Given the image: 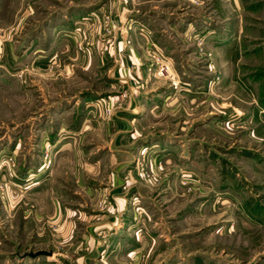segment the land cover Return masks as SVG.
I'll list each match as a JSON object with an SVG mask.
<instances>
[{"label": "rangeland", "instance_id": "374dc122", "mask_svg": "<svg viewBox=\"0 0 264 264\" xmlns=\"http://www.w3.org/2000/svg\"><path fill=\"white\" fill-rule=\"evenodd\" d=\"M0 264H264V0H0Z\"/></svg>", "mask_w": 264, "mask_h": 264}, {"label": "water", "instance_id": "95a60500", "mask_svg": "<svg viewBox=\"0 0 264 264\" xmlns=\"http://www.w3.org/2000/svg\"><path fill=\"white\" fill-rule=\"evenodd\" d=\"M51 254V251H46V250H37V251H34V252H28L27 255L30 256V257H35V256H38V255H50Z\"/></svg>", "mask_w": 264, "mask_h": 264}, {"label": "crops", "instance_id": "0c3cea01", "mask_svg": "<svg viewBox=\"0 0 264 264\" xmlns=\"http://www.w3.org/2000/svg\"><path fill=\"white\" fill-rule=\"evenodd\" d=\"M122 212V211H121ZM119 215H120V213H119ZM125 217V216H124ZM115 220H117V217L115 218ZM113 223V224H112ZM111 223V226H114L115 224H114V222H112Z\"/></svg>", "mask_w": 264, "mask_h": 264}]
</instances>
